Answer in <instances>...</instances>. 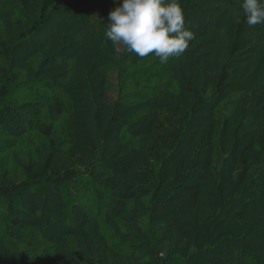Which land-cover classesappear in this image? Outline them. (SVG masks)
Wrapping results in <instances>:
<instances>
[{
  "label": "trees",
  "instance_id": "obj_1",
  "mask_svg": "<svg viewBox=\"0 0 264 264\" xmlns=\"http://www.w3.org/2000/svg\"><path fill=\"white\" fill-rule=\"evenodd\" d=\"M62 1L0 0V130L8 119L20 116L18 110L21 109H18L17 104L23 108H35L39 112L43 111L44 116L41 113L37 116L34 114V118L30 113L24 116L33 124L40 125L41 128L37 129L43 134L49 147L43 160H29L24 165V181H11L7 185L3 183L0 192L2 197L5 194L11 195L12 190L13 193L18 191L21 186L55 184V192L59 194L65 208L72 213L79 210V214L82 213L83 216L74 219L70 214L71 217L67 220L70 229H63L61 238L47 237L34 227L32 229L31 226L18 225L25 230V236L21 239L22 243L16 245L21 247L25 244L27 249L15 247V250L7 251L8 256L15 260L6 264H19L20 258L24 260L23 264H96L99 259V264H109L115 259H119L120 264H184L192 263L196 258L213 264V258L207 254L219 248L225 240L244 244L236 249L226 248V256L222 260L216 257L220 264H264V210L255 217L252 216L248 225L242 217H238V225L234 224L232 227L227 226V222L224 224L218 220L221 215L225 218L236 213L240 204H246L248 193L259 194L260 191L254 187L264 189V164L263 168L259 165L264 162V125L255 116L231 114L237 103H245L248 98L247 91L237 92L235 89H239L238 86L229 83L232 61L238 59L236 56L248 45H255L257 55H254L255 68L252 74H257L259 83L264 85V25H247L240 7L241 0H223L234 9L227 24L230 50L226 56L227 63L218 66L217 78L212 86L200 88L190 78L185 85L186 91L191 95L186 113L163 98L167 93L164 89L167 88L161 83L143 84V89L134 90L131 97L128 92L123 94L119 91L112 112L102 122L103 128L84 144L82 152H86L87 156L83 163L60 170L54 168L57 160L52 151L58 144L55 137L57 131L45 116L49 113L47 109L54 104L50 95L56 99V93H47L44 87L55 84V89L64 91L69 77L66 81L58 79L56 72L43 76L46 73L45 65L50 63L57 67L58 59L47 56L48 63L38 60L41 54L47 52L45 50L48 46L40 44L38 51L35 48L39 39L51 31L58 14H72L79 21H84L85 27L81 30L77 43L84 42L91 33V12L68 11ZM218 2L221 0H180L186 14V27H195L204 8L210 4L217 5ZM153 56L149 55L141 60ZM181 57L182 55L175 60L172 58L170 63L163 64V71L159 75L175 77L173 73L182 62ZM203 59L206 61L205 57ZM130 62L133 67L138 61L134 58ZM130 73L132 72H126L122 67L121 74L128 77ZM150 73L152 74L148 71L143 77L148 80V77L151 78ZM141 78L142 76L135 78V85H140ZM230 91H236L237 94L228 97ZM139 93L141 96H138ZM132 97H140L142 100L148 97L151 103L133 108V103L129 102ZM208 107L214 108L209 115L212 124L208 126L205 138L210 162L201 160L205 156L203 150H199V144L202 143L198 140L199 137H188L191 123L199 112ZM58 109L63 112L61 107ZM74 114V121H68L67 127L72 125L75 129L78 110ZM132 123L135 126L131 128ZM140 123L144 124L139 126ZM246 126L254 130L253 154L257 164L253 161L246 164L245 156L240 152L242 132ZM27 128L31 131L35 127ZM148 132L166 143L165 155L159 154L154 142L148 139ZM117 154H122L117 159V174L122 186L119 181L114 180L112 170L108 167V155L116 157ZM135 154H142V157ZM233 157H238V175L229 190L232 191L225 208L219 206L208 210L203 219L208 223L200 222L190 228L189 212L195 207L191 213H198L199 198L204 195V191L201 188L191 190L187 181L209 178L212 183L223 184V170ZM146 163H150L151 167L148 175L139 177L136 173H130L144 168ZM204 165L209 168L205 177V172H201ZM256 165H259L258 170L254 169ZM250 172H253V178L248 179L247 188H244V181ZM218 194L220 201L226 198L224 191ZM202 216V213L199 214V217ZM18 223L16 219L12 221L14 225ZM253 236H259L258 243L253 241ZM152 247L159 250L149 252ZM91 248H95V255ZM163 251L166 255L161 256ZM147 256L149 257L146 258Z\"/></svg>",
  "mask_w": 264,
  "mask_h": 264
},
{
  "label": "rangeland",
  "instance_id": "obj_2",
  "mask_svg": "<svg viewBox=\"0 0 264 264\" xmlns=\"http://www.w3.org/2000/svg\"><path fill=\"white\" fill-rule=\"evenodd\" d=\"M64 4H66V10L74 13L83 10L91 12L89 22L91 33L84 42L77 43V39L82 34L81 30L85 27L84 21H79L72 14H58L50 29L51 31L48 35L39 39L37 48H35L38 51V48L41 47L40 44L48 46L45 50L47 52L41 54L38 60L48 63L47 56L54 57L55 60L58 59L57 67L50 63L45 65L46 73L43 76L53 75L56 72L55 75L57 74L56 77L58 79L66 81V78L69 77L64 91L55 89V84L44 87L47 93H56V99L50 95L54 104H50L51 106L47 109L49 113L45 115L49 119L48 122L51 121L57 131L55 132V137L58 144L52 150L56 154L55 160H57V163L54 166L56 169L65 170L68 167L79 166L83 163L87 156L86 152H82L84 144H87L86 141H89L90 137L92 139V137L99 134L100 128H103L102 122H104L103 120H105L107 114L112 112V108L119 97V91H122L123 94L128 92L131 97L135 93L134 90L140 91L143 89L141 87L143 84L146 86L150 82L153 85L161 83L164 88H167H163L167 92L163 98L168 103L177 105L182 113H186V106L189 99H191V95L186 91L185 85H187L190 78L193 80L192 83L200 88L210 87L217 78L218 66L227 63L226 56L230 50V42L228 41L230 38L229 25L227 24L234 9L231 4L225 3L223 0L218 2L217 5L219 6L214 4L206 6L205 10L199 15L197 22H195V27L190 28L194 32V39L190 42V47L183 53L182 62L173 73L175 75L173 78L165 74L163 76L159 75L163 71L162 66L165 63H160L157 57L153 56L141 60L134 52H128L122 45H113L107 39L105 31L108 22V12L117 6L113 0H63L62 5ZM254 55H257L256 46L248 45L243 51L239 52L236 56L238 59H234L230 65L231 76L229 83L233 86H238L239 89H235L237 92L247 91L246 96L248 98L245 103H237V107L231 114L233 116H255L258 118L257 121L264 125V85L259 83L257 74H252L255 68L256 57ZM204 57L206 61L203 59ZM67 58L69 59L67 60ZM134 58L138 62L132 67L130 59ZM172 58L174 60L179 59V57ZM172 58H169V63ZM121 66L124 71H131L132 73L128 77L125 74H121ZM53 68L54 70H52ZM134 68H137L136 71H133ZM148 71H151L152 74L150 73L151 78L148 77V80H146L143 74H147ZM135 72L136 74L133 75ZM137 76H142L140 85H135L134 83ZM235 92H228V97L230 95L235 96L237 94ZM138 96H141V93ZM148 99V97L147 99L143 98V100L140 97H132L129 102L133 103V108L142 107L151 103ZM17 106L18 109H21L18 110L20 111V116L17 119H8L4 122L2 130H0V191L3 183L7 185L11 181H24V165L29 160H43L45 153L49 150L46 139L37 129L41 128L40 125L33 124L30 119L24 116L27 113L32 114V117L34 114L37 116L39 113L44 116V112H39L35 108H23L19 104ZM58 107H61L63 112H60ZM213 109V107H208L198 113L197 118L191 123L190 135L188 136L192 139L199 137L198 140L202 142L199 144V150H203V156H205L201 160L209 162L210 155H208V151L206 152L207 144L205 138L208 126L212 124V121L209 120V115ZM75 110H78L79 114L76 124L77 128L74 129L72 125L67 127V122L70 121L72 123L74 121ZM143 124L140 123L139 126ZM30 126L36 129L28 131L29 128L27 127ZM134 126L135 124L132 123L131 128ZM254 137L255 134L252 127L246 126V128H243V142L240 152L245 156L246 164L251 161L255 164L258 163L254 160L253 154L255 149ZM148 139L154 142L161 156L165 155L167 150L166 143L155 138L152 132H148ZM135 155L142 157V154ZM121 157L122 154H117L116 157L108 155V158H110L108 167L112 170L114 180L120 182V186L122 184L117 174L119 172L117 159ZM237 159L238 157L230 158L226 163L223 170V181L221 182L223 184L212 183L209 178L187 181L190 183L189 188L191 190L201 188L204 191V195L199 198L198 213H191L195 207L189 212L190 218L188 221L190 228L195 227L200 222L208 223L203 220L207 216L208 210L215 207L219 208V206L225 208L226 203L230 199L228 195L232 191L229 190L235 184L238 175L236 169ZM149 164L146 163L144 168L130 173L133 175L136 173L139 177H144L149 174V169H151ZM262 164L264 162L259 165L263 168L264 165L262 166ZM259 165H256L254 169L258 170ZM208 170L209 168L206 165L202 167L201 172H205L204 177L206 172L208 174ZM252 174L253 172H250L246 176L244 188H247L248 179L253 178ZM189 188L188 190H190ZM254 188L260 191L259 194L252 195L248 193L247 198H245L246 204H240L236 213H232V215L225 218L221 215L218 220L224 224L227 222V226L231 225L232 227L235 226L234 224L237 226L236 219L242 217L244 218L243 220H246V225H248L252 221V216L255 217L264 210V189L260 186ZM55 190H57L55 184L37 183L32 187L21 186L14 193V190H12L11 195L5 194L1 197L2 193L0 192V264L15 260L12 256H8L7 251L15 250V247L22 243L21 239L25 236V230L20 228V225L31 226L32 229L34 227L47 237L56 236L61 238L62 233H64L63 229L68 231L70 229L67 224V220L71 217L70 214L74 219L78 216H83L82 213L79 214V210L75 211L78 213L74 211L72 213L70 209L65 208L63 201L58 197L59 194ZM217 191L219 193L224 191L226 198L220 201ZM201 213L203 215L202 218L199 217ZM14 219L19 223L16 225L12 224ZM77 228L78 226L75 229ZM262 229L264 232V227ZM253 239L254 242H259V236H253ZM243 244L244 242L232 241L229 243L225 240L219 248L210 252L211 254L208 253L207 256L213 258V264H220V260L226 256L225 250L228 248L236 249L243 246ZM24 245L22 244L21 247L17 248L27 249ZM91 249L92 253H94L93 255H95V248ZM151 250L155 252L159 248L153 249L152 247L149 252ZM160 255L166 254L163 251ZM216 257L220 258V260ZM99 260H97L96 264H99ZM201 261L200 258H196L192 263L184 264H211L208 261H205L206 263ZM22 262L24 263V260L20 258L18 263L23 264ZM109 264H120V261L115 259L114 262H109ZM242 264L245 263L243 262Z\"/></svg>",
  "mask_w": 264,
  "mask_h": 264
},
{
  "label": "clouds",
  "instance_id": "obj_3",
  "mask_svg": "<svg viewBox=\"0 0 264 264\" xmlns=\"http://www.w3.org/2000/svg\"><path fill=\"white\" fill-rule=\"evenodd\" d=\"M113 2L117 6L108 12L105 36L140 58L154 55L160 63H167L183 55L194 39L180 0ZM240 7L247 25H264V0H241Z\"/></svg>",
  "mask_w": 264,
  "mask_h": 264
}]
</instances>
